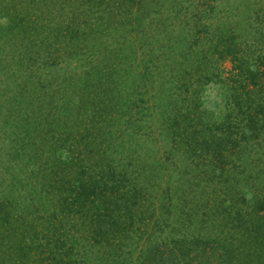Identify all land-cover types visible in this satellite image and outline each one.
I'll use <instances>...</instances> for the list:
<instances>
[{
	"label": "trees",
	"instance_id": "trees-1",
	"mask_svg": "<svg viewBox=\"0 0 264 264\" xmlns=\"http://www.w3.org/2000/svg\"><path fill=\"white\" fill-rule=\"evenodd\" d=\"M0 56V264H264V0H0Z\"/></svg>",
	"mask_w": 264,
	"mask_h": 264
},
{
	"label": "rangeland",
	"instance_id": "rangeland-1",
	"mask_svg": "<svg viewBox=\"0 0 264 264\" xmlns=\"http://www.w3.org/2000/svg\"><path fill=\"white\" fill-rule=\"evenodd\" d=\"M6 50H8V49L7 48L3 49V51H6ZM0 59H1V56H0ZM4 63L5 62L0 60V68L3 66ZM10 63L11 64H10V67H9L7 73H0V90L1 89H5V90L8 89L9 88L8 87L9 83H4V81L6 80V78H8V80H9V77H11L13 71H16V70L19 71L20 70V68H19L20 65L18 66L17 58H14L13 62H10ZM14 63H16V64H14ZM8 65H9V63H8ZM230 67H231L230 62L226 60L222 64H220V67L218 66L217 70H219L221 72V75L223 74L224 76H226L228 74L229 70H230ZM139 69L141 70V67ZM134 73H136V74H134ZM3 74H6V75H3ZM137 74H138L137 72H133V70H132V75H133L134 78H136ZM136 82H137V80H136ZM217 87L218 86L213 85V86L210 87V89L206 90L204 96L207 99V107H209L208 105L210 103L213 105L215 102H218L220 100L218 92L221 91V90H219ZM129 131L130 130L125 131V133H127ZM128 142H129V145L126 148V151H124L123 155L124 156L133 155V156H135L134 159H136V160L139 159L138 157H143L144 158V155H145L143 153L144 150L141 147H138L139 146V145H137L138 142L135 141V140H128ZM155 143H157V144H155L151 148L149 156L147 158H144L145 160L151 161L152 158H154L155 156L156 157H161V160H163L162 159V152L165 151V149H168V148L165 147V146L163 147L160 144V139L159 138L156 139ZM176 163L177 164H172L170 166H168V165L167 166L170 168V170H174V168L179 170L180 167H182V166L180 165V162H176ZM201 172L202 171H200L199 173H201ZM196 181H198V178H196ZM262 186H264V184L261 185L259 189H261Z\"/></svg>",
	"mask_w": 264,
	"mask_h": 264
}]
</instances>
